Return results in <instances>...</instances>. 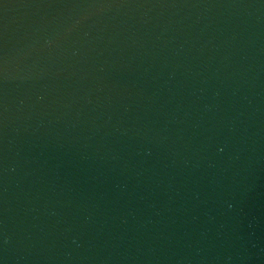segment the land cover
<instances>
[{
	"label": "water",
	"instance_id": "water-1",
	"mask_svg": "<svg viewBox=\"0 0 264 264\" xmlns=\"http://www.w3.org/2000/svg\"><path fill=\"white\" fill-rule=\"evenodd\" d=\"M0 264H264V0H0Z\"/></svg>",
	"mask_w": 264,
	"mask_h": 264
}]
</instances>
